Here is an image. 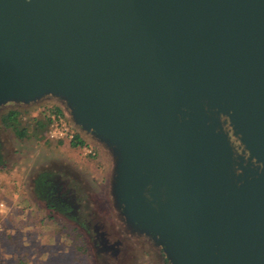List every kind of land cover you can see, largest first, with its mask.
Returning a JSON list of instances; mask_svg holds the SVG:
<instances>
[{
	"label": "water",
	"instance_id": "95a60500",
	"mask_svg": "<svg viewBox=\"0 0 264 264\" xmlns=\"http://www.w3.org/2000/svg\"><path fill=\"white\" fill-rule=\"evenodd\" d=\"M47 95L168 264H264V0H0V106Z\"/></svg>",
	"mask_w": 264,
	"mask_h": 264
},
{
	"label": "rangeland",
	"instance_id": "374dc122",
	"mask_svg": "<svg viewBox=\"0 0 264 264\" xmlns=\"http://www.w3.org/2000/svg\"><path fill=\"white\" fill-rule=\"evenodd\" d=\"M52 106L62 110L68 127L82 138V146H69L67 138H47L46 131L40 140H33V119ZM7 107L21 112L28 136L18 138L0 127L4 157L0 166V264H14L19 259L25 264H161L158 247L149 237L131 232L120 216L110 188V152L91 134L71 125L64 104L47 95L26 104H4L0 113ZM57 140H62L61 144H56ZM87 150L93 155L88 156ZM43 169L64 172L59 181L65 186L78 182L82 202L77 215L86 226L47 209L33 195L32 178ZM121 227L123 236L118 232ZM105 243L114 244L115 251H105Z\"/></svg>",
	"mask_w": 264,
	"mask_h": 264
},
{
	"label": "trees",
	"instance_id": "16d2710c",
	"mask_svg": "<svg viewBox=\"0 0 264 264\" xmlns=\"http://www.w3.org/2000/svg\"><path fill=\"white\" fill-rule=\"evenodd\" d=\"M21 112L16 107H7L0 113V127L10 130V132L18 138H23L27 132L25 124L21 121ZM61 116L64 117V114L62 110L58 106H52L48 109V112L43 115L40 118H34L33 124H32V138L36 141L40 140L43 137V133L49 128L50 123L52 121V116ZM64 120V119H63ZM66 122V121H65ZM28 136V134H27ZM62 139V138H58ZM47 141V140H45ZM62 140H57L56 144H61ZM48 142V141H47ZM69 146L76 147V146H82L84 144L82 138L77 132L72 133L71 138L68 142ZM3 146L2 141L0 140V166L4 164V157H3ZM87 155H93V152L89 150ZM57 172H54L52 170L43 169L38 172H36L32 178L31 181V190L35 197L39 198L41 201L44 202L45 207L51 208L57 213L60 214H66L68 210L75 211V206L70 201H64L60 197H54L53 196V180H55ZM69 191V187L67 188ZM66 189V191H67ZM66 198H69L67 196ZM76 213H67L65 215L69 220L75 222L74 224H77L79 226H84L83 221L76 216ZM85 228V227H84ZM162 250V249H161ZM117 251L115 252L114 256L116 257ZM163 254V252H162ZM164 257V255H163ZM164 259L167 261V259L164 257ZM14 264H25L22 260H16ZM168 264V262H166Z\"/></svg>",
	"mask_w": 264,
	"mask_h": 264
},
{
	"label": "flooded vegetation",
	"instance_id": "af4514ba",
	"mask_svg": "<svg viewBox=\"0 0 264 264\" xmlns=\"http://www.w3.org/2000/svg\"><path fill=\"white\" fill-rule=\"evenodd\" d=\"M52 171H54V172H56V170H52ZM65 173H68L71 177H72V179H76V177L73 175V173L71 172V171H68V170H66L65 171ZM64 175V172H62V171H60L59 172V170H57V174H56V177H55V180H53V189H52V191H53V196H52V198H54V197H60L62 200H63V202L66 200V201H70L71 203H73L74 204V206H75V211H72V210H68L67 212H66V214H63V216H65V215H67V213H76L77 214V212H78V210H79V204L82 202V200H81V198H82V195H79V193H77V190L79 189L78 188V186H77V184H78V182L76 183L75 182V185L72 183V184H70V186H69V184H67L66 186H65V183H61L60 181H59V177L61 176V175ZM69 187V191H68V188ZM66 189H67V191H66ZM67 196H69V198H66ZM80 200H81V202H80ZM47 209H49V210H53V209H51V208H48V207H46ZM55 211V210H54ZM57 212V211H56ZM85 215V214H84ZM66 217V216H65ZM77 217L79 218V216L77 215ZM67 218V217H66ZM83 221V220H82ZM83 223H84V226H86L85 225V222L83 221ZM88 229H89V226L87 227ZM123 229H122V227L121 228H119V230H118V232H119V235L120 236H123ZM104 241V240H103ZM113 240H111V242H112ZM121 242H122V240H120ZM106 243H108V242H106ZM105 243V245H106V247H104L105 248V251H107V250H111V252L112 251H115L114 249H113V245L114 244H112L111 245V247L108 245V244H106ZM120 244V242L118 243H116V245H119ZM158 252H160L161 253V255H159L160 256V258H161V264L163 263V264H166V260L164 259V257H163V254H162V250H161V248L160 247H158Z\"/></svg>",
	"mask_w": 264,
	"mask_h": 264
},
{
	"label": "built area",
	"instance_id": "2783aa9c",
	"mask_svg": "<svg viewBox=\"0 0 264 264\" xmlns=\"http://www.w3.org/2000/svg\"><path fill=\"white\" fill-rule=\"evenodd\" d=\"M52 121L49 128L45 132V137L47 138H67L68 140L72 136V129L68 127L63 118L59 115L52 116ZM89 152V150H87Z\"/></svg>",
	"mask_w": 264,
	"mask_h": 264
}]
</instances>
